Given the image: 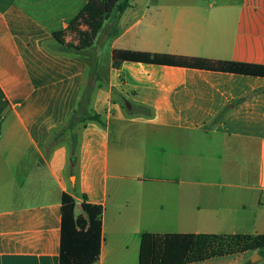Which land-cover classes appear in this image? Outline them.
Masks as SVG:
<instances>
[{
  "label": "crops",
  "instance_id": "crops-1",
  "mask_svg": "<svg viewBox=\"0 0 264 264\" xmlns=\"http://www.w3.org/2000/svg\"><path fill=\"white\" fill-rule=\"evenodd\" d=\"M87 2L0 0V264H60L65 192L78 214L83 195L103 205L95 264H139L145 232L264 234V76L112 59L121 49L264 66V0H130L80 54L54 33L70 42ZM99 41L91 109L104 122L78 130L72 161L52 138ZM255 255L188 264H264Z\"/></svg>",
  "mask_w": 264,
  "mask_h": 264
},
{
  "label": "trees",
  "instance_id": "trees-1",
  "mask_svg": "<svg viewBox=\"0 0 264 264\" xmlns=\"http://www.w3.org/2000/svg\"><path fill=\"white\" fill-rule=\"evenodd\" d=\"M129 5L130 0H88L68 27L69 32L75 33L80 23L86 26V29L79 30L77 33L78 44L67 43L65 31L55 32L54 37L67 50L85 53L93 46L105 21L112 17L117 23ZM114 30L116 33L117 26ZM112 59L116 68L125 61H131L264 76L262 65L215 61L199 57L114 49ZM97 65V54H93L88 81L81 92L77 106L52 138L53 145L63 141L69 144L72 161L78 158V130L88 122L101 124L104 122L102 115L91 109L92 95L100 79ZM61 202L60 264H95L100 256L103 205L90 203L87 196L83 195L81 212L78 214L77 202L72 195L63 193ZM247 251H256L260 256H264V234L169 233L160 235L145 232L141 240L139 264H188Z\"/></svg>",
  "mask_w": 264,
  "mask_h": 264
},
{
  "label": "rangeland",
  "instance_id": "rangeland-1",
  "mask_svg": "<svg viewBox=\"0 0 264 264\" xmlns=\"http://www.w3.org/2000/svg\"><path fill=\"white\" fill-rule=\"evenodd\" d=\"M84 29H86V26H85L83 23H80L79 26H78V28H77V30L79 31V30H84ZM78 31L75 32V33L70 32L69 36H70V42H71V43H73L74 40H76V41L78 40V35H77ZM113 32H115V30H113ZM104 50H105V46H104V44H101V42L99 41V42L95 45V47L93 48V52H94L93 54H99V53H102ZM96 51H97V52H96ZM106 58L108 59V56L103 58V61H104V62H106ZM125 106H126V104L124 103V107H125ZM136 109L138 110V108H136ZM135 111H136V110H135ZM111 156H113V154H111ZM70 164H71V163H70ZM69 166H70V165H69ZM72 180H74V178H72ZM253 257H254V256L250 257V260H252Z\"/></svg>",
  "mask_w": 264,
  "mask_h": 264
},
{
  "label": "water",
  "instance_id": "water-1",
  "mask_svg": "<svg viewBox=\"0 0 264 264\" xmlns=\"http://www.w3.org/2000/svg\"><path fill=\"white\" fill-rule=\"evenodd\" d=\"M125 104H126L127 108H129V109L131 108L130 102L126 101ZM259 258H260L259 255H255V257L252 259V261L254 262L256 259H259Z\"/></svg>",
  "mask_w": 264,
  "mask_h": 264
}]
</instances>
